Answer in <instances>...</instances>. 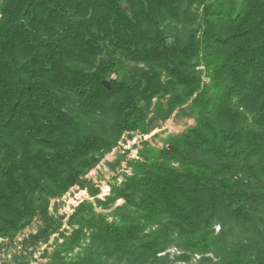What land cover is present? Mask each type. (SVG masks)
Instances as JSON below:
<instances>
[{"label":"trees","instance_id":"1","mask_svg":"<svg viewBox=\"0 0 264 264\" xmlns=\"http://www.w3.org/2000/svg\"><path fill=\"white\" fill-rule=\"evenodd\" d=\"M116 56L131 78H111ZM176 111L194 126L162 148L160 134L142 142L106 199L124 201L112 220L90 201L75 209L83 245L57 264L173 245L183 260L264 264V0H4L0 236L85 187L124 134L150 135ZM91 117L108 129L89 131Z\"/></svg>","mask_w":264,"mask_h":264},{"label":"rangeland","instance_id":"2","mask_svg":"<svg viewBox=\"0 0 264 264\" xmlns=\"http://www.w3.org/2000/svg\"><path fill=\"white\" fill-rule=\"evenodd\" d=\"M3 1L0 0V18ZM125 1L123 0V3ZM111 56L114 55L105 54L102 59H109ZM116 59L119 61V66L114 69L115 73L111 78H117L119 81L131 78L136 66L120 56H116ZM153 112L148 113L149 118L154 117ZM83 122L86 123L89 131L101 132L102 127L108 129L110 121L104 117H91L90 120L84 118ZM194 124V118L189 117L188 113L176 111L164 122L157 119L153 125L155 130L150 135L143 136L140 132L124 134L116 147L105 154L99 164L87 173L84 178L85 187H73L63 197L50 199L46 209L35 218L28 220L19 231H11L0 236V264H57L60 261L59 256L76 261L80 246L83 244L74 243L71 237L72 227L69 222L75 209L84 201H90L94 203L97 212L107 214L112 220L116 208L122 206L124 201L106 199L112 194V186L122 182V174L130 172L127 168L128 162L138 159L139 151L143 148L142 142L160 134L151 145L162 148L163 140L168 136L182 134ZM98 200L103 203L99 204ZM240 231L237 229L236 233ZM216 233H219V227H216ZM167 252L156 259H146L139 252L119 253L112 258L103 259L99 264H209L203 259L213 258V255L188 253L189 258L183 260L180 256L184 252L176 245L170 246ZM213 260L218 264L217 259Z\"/></svg>","mask_w":264,"mask_h":264},{"label":"water","instance_id":"3","mask_svg":"<svg viewBox=\"0 0 264 264\" xmlns=\"http://www.w3.org/2000/svg\"><path fill=\"white\" fill-rule=\"evenodd\" d=\"M108 85V83H106Z\"/></svg>","mask_w":264,"mask_h":264}]
</instances>
